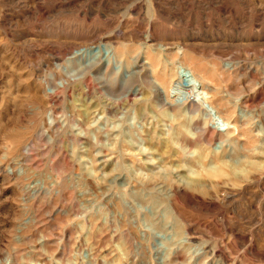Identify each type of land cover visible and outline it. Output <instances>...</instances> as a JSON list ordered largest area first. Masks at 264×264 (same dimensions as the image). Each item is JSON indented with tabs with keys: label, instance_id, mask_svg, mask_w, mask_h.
Returning <instances> with one entry per match:
<instances>
[{
	"label": "rangeland",
	"instance_id": "rangeland-1",
	"mask_svg": "<svg viewBox=\"0 0 264 264\" xmlns=\"http://www.w3.org/2000/svg\"><path fill=\"white\" fill-rule=\"evenodd\" d=\"M0 264H264V0H0Z\"/></svg>",
	"mask_w": 264,
	"mask_h": 264
},
{
	"label": "bare ground",
	"instance_id": "bare-ground-1",
	"mask_svg": "<svg viewBox=\"0 0 264 264\" xmlns=\"http://www.w3.org/2000/svg\"><path fill=\"white\" fill-rule=\"evenodd\" d=\"M150 67L152 66L150 65ZM150 67L149 69H151ZM151 72L154 73L153 67L151 69ZM151 72H149V74ZM190 72L192 77L190 85L188 87L187 86L185 87L183 82H178L177 85L173 87V89L171 90L172 93L171 97L175 98L179 102L181 101L185 102L190 100L192 102L198 103L204 109H206L209 114L215 113V115H217L218 112L212 105L213 96H211V94L209 93L208 89L205 86L207 80L194 71H190ZM151 85L157 92L160 93L161 97L164 96L165 90L161 87L160 83L157 80L152 78ZM215 120L222 121L220 117L215 118Z\"/></svg>",
	"mask_w": 264,
	"mask_h": 264
}]
</instances>
